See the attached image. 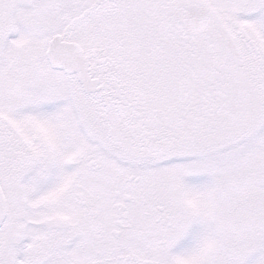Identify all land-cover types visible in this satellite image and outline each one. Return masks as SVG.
I'll list each match as a JSON object with an SVG mask.
<instances>
[{
	"label": "snow or ice",
	"instance_id": "1",
	"mask_svg": "<svg viewBox=\"0 0 264 264\" xmlns=\"http://www.w3.org/2000/svg\"><path fill=\"white\" fill-rule=\"evenodd\" d=\"M0 264H264V0H0Z\"/></svg>",
	"mask_w": 264,
	"mask_h": 264
}]
</instances>
